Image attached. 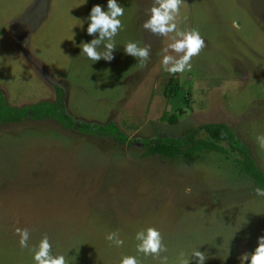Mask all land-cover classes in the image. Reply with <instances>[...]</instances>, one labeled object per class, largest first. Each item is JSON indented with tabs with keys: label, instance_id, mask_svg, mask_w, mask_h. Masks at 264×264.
<instances>
[{
	"label": "rangeland",
	"instance_id": "374dc122",
	"mask_svg": "<svg viewBox=\"0 0 264 264\" xmlns=\"http://www.w3.org/2000/svg\"><path fill=\"white\" fill-rule=\"evenodd\" d=\"M117 2L125 13L115 59L94 62L80 45L98 38L87 34L88 17L96 4L107 11V0H0V89L8 103L58 102L76 120L116 123L129 139L122 145L53 120L0 125V264H35L30 249L45 234L68 264H120L123 256L161 264L136 251V233L149 227L162 233L167 264H179L180 253L196 264L194 250L207 254L205 264H241L264 235V197L239 173L241 156L172 161L144 156L143 141L224 123L264 171L257 142L264 135V0H185L178 28L198 29L207 46L191 71L175 75L161 63L175 34L142 27L153 0ZM129 41L151 46L146 65L125 55ZM172 77L176 98L165 95ZM173 114L175 124L164 120ZM17 228L29 230V248L20 247ZM110 232L122 247L106 240Z\"/></svg>",
	"mask_w": 264,
	"mask_h": 264
},
{
	"label": "clouds",
	"instance_id": "9594fccd",
	"mask_svg": "<svg viewBox=\"0 0 264 264\" xmlns=\"http://www.w3.org/2000/svg\"><path fill=\"white\" fill-rule=\"evenodd\" d=\"M184 2L185 0H153L152 6L148 9V19L142 25L144 30L158 37H169L170 34H175L171 36L172 42L163 49L164 55L161 61L165 71L172 75L191 71L193 57L198 56L207 46L198 29L180 30L178 28L180 9ZM124 13L125 8L117 0H107V11L103 10L99 4L91 8L87 34L93 37L98 34V38H93L90 42H82L80 45L81 51L88 59L94 62L100 60L111 62L115 59L114 53L117 49L115 37L123 29L120 18ZM101 47L103 51L100 50ZM123 50L125 55L133 57L141 63V66H144L150 58L151 46H140L138 42L129 41L124 45ZM257 142L264 148V135L258 136ZM254 193L264 197V188L256 187ZM15 231L20 237V247L29 248V230L17 228ZM105 238L116 247L124 245V240L120 238L118 232H110ZM135 239L139 242L136 245L138 253L159 258L161 264H167V257H161V253L167 252V247L158 229L149 227L141 230L136 233ZM30 250L33 252L35 264H68L65 255L52 254V244L47 234L43 236L38 246ZM180 256L179 264H190V258H183L184 253H180ZM191 257L195 258L196 264H205L208 259L207 254L199 250H194ZM239 259L241 264L245 261H249V264H264V235L257 238V247L251 254L244 253ZM120 264H141V262L136 256H123Z\"/></svg>",
	"mask_w": 264,
	"mask_h": 264
},
{
	"label": "trees",
	"instance_id": "16d2710c",
	"mask_svg": "<svg viewBox=\"0 0 264 264\" xmlns=\"http://www.w3.org/2000/svg\"><path fill=\"white\" fill-rule=\"evenodd\" d=\"M179 91L178 81L172 77L165 95L176 98ZM59 94H61L60 91ZM28 119L53 120L67 130L99 138L110 137L122 145H126L129 141L127 135L114 122L99 124L76 120L58 102L42 101L23 107H14L8 103L6 95L0 89V125L22 123ZM178 119L179 114L164 118L172 124H175ZM143 146L146 150L144 156L158 155L182 162L194 161L209 153L226 155L231 152L236 153L241 156L235 160L239 173L251 180L256 187L264 188V171L258 166L245 143L224 123L205 124L182 137L160 136L150 141H143Z\"/></svg>",
	"mask_w": 264,
	"mask_h": 264
}]
</instances>
